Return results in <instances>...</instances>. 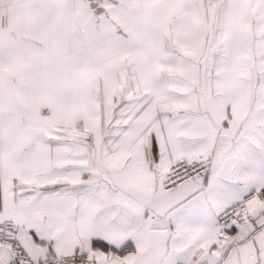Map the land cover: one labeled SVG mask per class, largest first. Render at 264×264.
<instances>
[{
  "label": "snow or ice",
  "instance_id": "snow-or-ice-1",
  "mask_svg": "<svg viewBox=\"0 0 264 264\" xmlns=\"http://www.w3.org/2000/svg\"><path fill=\"white\" fill-rule=\"evenodd\" d=\"M0 264H264V0H0Z\"/></svg>",
  "mask_w": 264,
  "mask_h": 264
}]
</instances>
